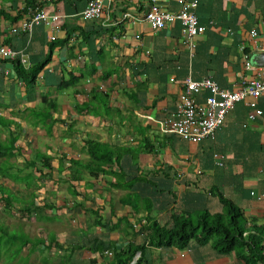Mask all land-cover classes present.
I'll list each match as a JSON object with an SVG mask.
<instances>
[{"label": "crops", "instance_id": "1", "mask_svg": "<svg viewBox=\"0 0 264 264\" xmlns=\"http://www.w3.org/2000/svg\"><path fill=\"white\" fill-rule=\"evenodd\" d=\"M154 1L181 9L178 0H114L102 18L84 20L88 0H0V46L18 52L0 59V232L20 221L25 244L15 264H114L132 243L145 251L131 264H247V245L224 253L215 237L186 249L156 247L147 227L223 213L221 193L248 231L264 228V96L262 116L251 120L250 100L239 102L215 138L198 143L155 122L176 114L187 79L235 90L264 77V57L255 60L264 56V0H198L205 31L194 51L179 21L150 27L145 14ZM36 7L62 19L24 31ZM209 96L194 97L205 104ZM91 140L115 151L106 173L88 170Z\"/></svg>", "mask_w": 264, "mask_h": 264}, {"label": "built area", "instance_id": "2", "mask_svg": "<svg viewBox=\"0 0 264 264\" xmlns=\"http://www.w3.org/2000/svg\"><path fill=\"white\" fill-rule=\"evenodd\" d=\"M44 1L52 2L56 0ZM113 1L88 0L86 8L81 13L83 19L98 20L102 18L105 9ZM178 1L181 9L176 13L163 9L154 1L145 14V20L155 31L162 30L175 21H179L183 27L184 44L194 51L196 47L195 39L205 31V27L199 24L194 12L198 0L192 2ZM124 17L127 19L130 18V15L125 14ZM61 19L58 14H52L41 7H36L31 9L29 19L23 22L22 27L24 31L31 32L36 25L53 27L59 24ZM17 31L18 28H13V32ZM252 36L257 37V33L253 32ZM17 56L18 52H15L9 46H0V59L14 60L17 59ZM22 62H25V60L22 59ZM246 67L247 69L252 68L250 60L246 63ZM206 90L210 92V96L205 104L197 103L194 96ZM262 96H264V77L245 81L239 89L235 90L222 89L209 77L201 81L187 79L178 99L176 114L165 122H155H157L158 128L163 133L175 134L183 140L198 143L206 138H215L217 131L225 124L228 114L239 102L250 100L248 104L254 109L249 115L251 120L262 116V110L257 108L258 101ZM147 118L154 120L151 116H147ZM219 164L222 165V163ZM107 254L112 255L109 251Z\"/></svg>", "mask_w": 264, "mask_h": 264}, {"label": "trees", "instance_id": "3", "mask_svg": "<svg viewBox=\"0 0 264 264\" xmlns=\"http://www.w3.org/2000/svg\"><path fill=\"white\" fill-rule=\"evenodd\" d=\"M88 146L89 154L92 157L88 170L93 175H98L99 171L106 173L103 166L114 162L115 151H112L110 146L93 140L88 142ZM0 157H5L1 143ZM110 174L117 175L113 171H110ZM219 197L224 205L225 211L223 213L211 214L205 211L196 216L188 213L174 219L171 226L154 223L147 227L150 230L147 242L156 247L176 246L179 249H186L192 240L205 244L216 237L217 241L214 244L220 252L229 253L235 250L239 244L247 245L250 254V257L245 259L247 264H264V228H258L257 225L253 224L252 230L248 231L250 229L247 225L248 220L241 210L223 194L219 193ZM1 233L3 237L6 233L7 236L9 235L8 232ZM10 237L14 242L23 240L16 234H12ZM0 240H2V236ZM23 244L25 243L23 242ZM138 251H145V244H130L115 255L114 264H131ZM18 252L20 253V250Z\"/></svg>", "mask_w": 264, "mask_h": 264}, {"label": "rangeland", "instance_id": "4", "mask_svg": "<svg viewBox=\"0 0 264 264\" xmlns=\"http://www.w3.org/2000/svg\"><path fill=\"white\" fill-rule=\"evenodd\" d=\"M40 217H43V215L41 214ZM46 221H49V220H45L44 222L46 223ZM58 221L59 220H56V222H58ZM0 226H3L2 223H0ZM7 226H9L10 228ZM19 226H20V221L19 222L18 221L9 222L6 225H4V227H6L8 230L10 229L9 235L7 236L4 234V237H3V234L0 232V237L2 236V240H0V259H3V261L2 260L0 261V264H15L16 259H18V255H19L18 251L21 250L23 240H19L17 242H14L10 236L13 233V234H16L17 236H19L21 239L23 238L22 234H21L22 232H21ZM47 228L48 227L46 226L45 230ZM31 229H32V224H31ZM10 232H11V234H10ZM49 232H50V230L48 229L47 233L49 234ZM52 236H53V233L50 234V237H52ZM19 261H23L21 259V257H19ZM25 263H26V261L24 260V264Z\"/></svg>", "mask_w": 264, "mask_h": 264}, {"label": "water", "instance_id": "5", "mask_svg": "<svg viewBox=\"0 0 264 264\" xmlns=\"http://www.w3.org/2000/svg\"><path fill=\"white\" fill-rule=\"evenodd\" d=\"M262 57H264L262 54H261V55H258V56L255 58V60L258 61V60H260V58H262Z\"/></svg>", "mask_w": 264, "mask_h": 264}, {"label": "clouds", "instance_id": "6", "mask_svg": "<svg viewBox=\"0 0 264 264\" xmlns=\"http://www.w3.org/2000/svg\"><path fill=\"white\" fill-rule=\"evenodd\" d=\"M13 31V30H12Z\"/></svg>", "mask_w": 264, "mask_h": 264}]
</instances>
